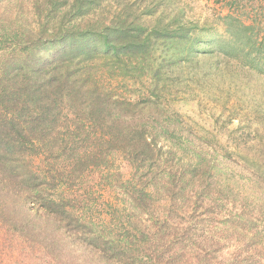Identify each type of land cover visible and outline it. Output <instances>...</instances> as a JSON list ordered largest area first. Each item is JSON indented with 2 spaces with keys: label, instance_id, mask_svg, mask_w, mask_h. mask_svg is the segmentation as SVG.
<instances>
[{
  "label": "trees",
  "instance_id": "1",
  "mask_svg": "<svg viewBox=\"0 0 264 264\" xmlns=\"http://www.w3.org/2000/svg\"><path fill=\"white\" fill-rule=\"evenodd\" d=\"M176 2L0 0L7 260L35 258L29 244L41 236L49 248V231L97 264H264V0H215L226 12L205 22ZM240 89L249 101H230ZM192 99L223 101V142L183 118L178 106ZM89 137L95 148L78 151ZM103 149L124 165L110 171ZM71 154L105 161L95 170L113 196L99 203L103 219L87 213V191L54 185ZM234 168L248 180L241 202Z\"/></svg>",
  "mask_w": 264,
  "mask_h": 264
},
{
  "label": "rangeland",
  "instance_id": "2",
  "mask_svg": "<svg viewBox=\"0 0 264 264\" xmlns=\"http://www.w3.org/2000/svg\"><path fill=\"white\" fill-rule=\"evenodd\" d=\"M176 4L179 8L183 9V14L186 18V20L190 21H199V22H205L206 19H211L213 17V14H215L218 11H221V13H225L226 10L224 9V6L222 2H215V0H176ZM261 83H264L262 79H260ZM256 91H263V88L255 89ZM252 91H245V90H239L238 95L236 97H230V101H236L235 98L238 100V97L241 98V100L249 101V98L252 97L251 94ZM264 99V98H263ZM216 101V100H215ZM215 102H209L208 99H192L190 102H187L185 104L181 103L178 106V109L180 112L184 115L183 118H192L191 120H187V122L191 125L193 123L201 126L202 132H205L206 129H211L213 131V134H216V138H218L219 142H223L225 140V134H226V127L222 126V118L226 117L228 115V108L225 107L223 104V101H216ZM225 103H227V100L225 99ZM177 105V104H176ZM245 105V104H244ZM228 106V104H226ZM189 115V116H186ZM192 115H195V117ZM218 117L215 121L212 119ZM249 116H244L242 114L241 123H247V119ZM86 120H82L81 122H84ZM193 122V123H192ZM217 122V126L214 128V124ZM87 123H92L90 121H87ZM238 123L237 120H234L231 125L235 126ZM250 124V127L252 123L248 121ZM212 125V127L210 126ZM230 125V126H231ZM101 132H104V130H99ZM205 134V133H204ZM209 139H213V137H210V134H207ZM62 139L66 142L67 141L62 137ZM215 139V138H214ZM213 139V140H214ZM256 141V140H255ZM258 142V141H256ZM95 139L92 137H89L88 140L84 141L81 145L80 149L83 151H89L88 147H94L95 148ZM259 143V142H258ZM101 144V140L99 139L96 145V148H98ZM115 147V146H114ZM104 150V149H103ZM102 150V157L107 154L108 155V162H107V168L110 171H113L117 166L122 167L124 163L122 161H125L126 155L125 154H115V149H106ZM69 151L66 152L64 155L67 157L69 155ZM101 154V153H100ZM99 157L100 155L97 154ZM64 157V158H65ZM72 158V154L70 155V159H63L62 161L66 164L64 166H60L59 174L55 173L56 180L54 179V185H64L65 187H68V189H73L78 191L77 193L85 192L87 191V195L89 194L92 199H95L96 203H89V207L87 209V213L92 215L93 219H97L100 216L101 219H103V210L101 203L103 196L109 197L110 199L113 198L112 194L106 193V184L105 182H108L106 180V177L104 174H100V172H95L96 169L99 168V165L105 163V161H100L99 158L95 161L91 160H84V162H81L80 164H75V161ZM100 169V168H99ZM235 172V178H239V185L236 186V190L232 191L236 195V200L238 199V202H241L242 194V184L248 183V180L246 179V175L243 171H241L239 168H234ZM123 170V168H122ZM128 169H124V171H127ZM122 171L123 177L127 176V172ZM116 177V175H115ZM250 182V181H249ZM233 185V184H232ZM240 199V200H239ZM88 202V201H86ZM253 203V202H252ZM177 219H181L179 216ZM50 228V226H48ZM44 234L50 236V240L52 241V244L49 246V248H45L43 245H49L47 244V240H42V237L39 236L37 238L36 242L33 244H29V249L31 252L35 254L34 257H29L26 260L23 259L22 252L18 251H12L11 253H8V255H12L10 260H7L4 258L5 252H2V248L0 246V264H97V257L91 256L89 253H87L83 248V246H80L77 243H70L65 242L62 239H59V234L52 233V232H44ZM58 240L56 241L55 238ZM74 246V247H73ZM43 248H45L43 250ZM89 251V250H88ZM232 252V249H227L223 252V255L226 253ZM33 254V255H34ZM2 255V256H1Z\"/></svg>",
  "mask_w": 264,
  "mask_h": 264
}]
</instances>
